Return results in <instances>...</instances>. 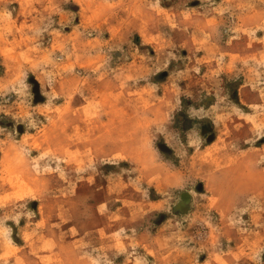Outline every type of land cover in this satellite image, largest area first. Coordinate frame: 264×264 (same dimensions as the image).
Returning a JSON list of instances; mask_svg holds the SVG:
<instances>
[{"label": "rangeland", "instance_id": "rangeland-1", "mask_svg": "<svg viewBox=\"0 0 264 264\" xmlns=\"http://www.w3.org/2000/svg\"><path fill=\"white\" fill-rule=\"evenodd\" d=\"M0 264H264V0H0Z\"/></svg>", "mask_w": 264, "mask_h": 264}]
</instances>
